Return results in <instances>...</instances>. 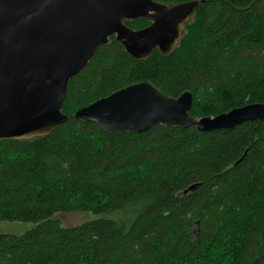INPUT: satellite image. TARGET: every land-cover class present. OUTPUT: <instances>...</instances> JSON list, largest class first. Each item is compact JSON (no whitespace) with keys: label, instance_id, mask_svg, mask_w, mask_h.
I'll list each match as a JSON object with an SVG mask.
<instances>
[{"label":"trees","instance_id":"16d2710c","mask_svg":"<svg viewBox=\"0 0 264 264\" xmlns=\"http://www.w3.org/2000/svg\"><path fill=\"white\" fill-rule=\"evenodd\" d=\"M184 28L170 53L145 59L111 39L68 81L63 124L0 140V221L32 223L0 233V264H264V120L117 135L72 117L142 80L172 97L190 90L195 118L264 102V0H205ZM70 211L119 215L54 218Z\"/></svg>","mask_w":264,"mask_h":264},{"label":"water","instance_id":"95a60500","mask_svg":"<svg viewBox=\"0 0 264 264\" xmlns=\"http://www.w3.org/2000/svg\"><path fill=\"white\" fill-rule=\"evenodd\" d=\"M204 1L0 0V140L43 137L63 124L69 117L62 111L68 81L111 37L134 59H145L154 49L170 53ZM139 18L148 24L134 29L125 23ZM192 101L190 90L172 97L142 80L76 109L72 117L117 135L156 124L211 131L264 120V102L195 118Z\"/></svg>","mask_w":264,"mask_h":264},{"label":"rangeland","instance_id":"374dc122","mask_svg":"<svg viewBox=\"0 0 264 264\" xmlns=\"http://www.w3.org/2000/svg\"><path fill=\"white\" fill-rule=\"evenodd\" d=\"M185 32V28H184ZM183 32V34H184ZM173 60V56L169 58V61ZM201 103V102H198ZM195 112L200 116L201 114H205V107L203 104H197V107L195 109ZM105 214H92L89 212L84 211H70V212H59L54 214V218L58 219L63 225H74L77 223H80L85 220H89L92 218H96L99 216H103ZM119 215V212H112L111 214H107L105 216L107 217H116ZM32 227L31 222H21V221H9V220H2L0 221V233H15L20 234L26 231L27 229ZM225 255L227 257L229 256V252H225ZM222 258L220 257L218 261H215L212 259L211 261L214 262V264H224L220 260ZM185 264H190V261H181ZM206 264V263H205ZM207 264H210L207 262Z\"/></svg>","mask_w":264,"mask_h":264},{"label":"flooded vegetation","instance_id":"af4514ba","mask_svg":"<svg viewBox=\"0 0 264 264\" xmlns=\"http://www.w3.org/2000/svg\"><path fill=\"white\" fill-rule=\"evenodd\" d=\"M158 1H159V0H158ZM160 2H163V1H160ZM194 12H195V11H194ZM194 12H193V13H194ZM192 15H193V14H192ZM192 15H191V16H192ZM190 18H191V17H190ZM139 19H140V18H139ZM147 22H148V21H147ZM147 24H148V23H147ZM147 24H146V25H147ZM146 25H145V26H146ZM143 27H144V26H143ZM139 28H140V27H139ZM111 39H114V38L111 37ZM114 40H115V39H114Z\"/></svg>","mask_w":264,"mask_h":264}]
</instances>
